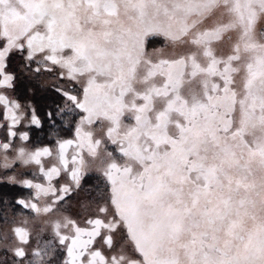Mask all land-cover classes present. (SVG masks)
<instances>
[{
    "label": "snow or ice",
    "instance_id": "1",
    "mask_svg": "<svg viewBox=\"0 0 264 264\" xmlns=\"http://www.w3.org/2000/svg\"><path fill=\"white\" fill-rule=\"evenodd\" d=\"M118 9L0 0V264H264L258 68L237 97L223 34L182 26L161 42ZM252 30L264 43L260 18ZM22 78L58 100L47 142Z\"/></svg>",
    "mask_w": 264,
    "mask_h": 264
},
{
    "label": "rangeland",
    "instance_id": "2",
    "mask_svg": "<svg viewBox=\"0 0 264 264\" xmlns=\"http://www.w3.org/2000/svg\"><path fill=\"white\" fill-rule=\"evenodd\" d=\"M254 0H117L119 21L133 31L148 29L156 33L154 39L164 42V35H171L182 26L193 27V31L213 28L214 37L223 34L224 39L215 48L227 56L232 48H237L239 56L236 68L237 97L244 95L247 87V66L258 68L259 75L251 82V88L258 97L264 96V65L258 61L264 58V43L258 38V32L252 30V22L260 18L264 26V17L256 12ZM136 6L133 7L132 4ZM142 17L145 23L141 24ZM208 17V19H205ZM203 21V23H201ZM245 21H248L247 25ZM153 37H149L152 39ZM164 52H168L165 47ZM156 58L159 52H151ZM201 63L207 64V57H201ZM32 92V91H31ZM252 136L264 139V126L258 119L250 122L248 129Z\"/></svg>",
    "mask_w": 264,
    "mask_h": 264
},
{
    "label": "trees",
    "instance_id": "3",
    "mask_svg": "<svg viewBox=\"0 0 264 264\" xmlns=\"http://www.w3.org/2000/svg\"><path fill=\"white\" fill-rule=\"evenodd\" d=\"M30 89H35V92L30 91ZM19 92L21 95L29 97L35 104L37 113L40 119L43 121L42 129H35L33 136L37 143L47 142L50 135L54 131L59 130V121L53 125L46 113L52 109H55L58 100L51 90H41L38 85H35L31 81L22 78L19 84Z\"/></svg>",
    "mask_w": 264,
    "mask_h": 264
}]
</instances>
